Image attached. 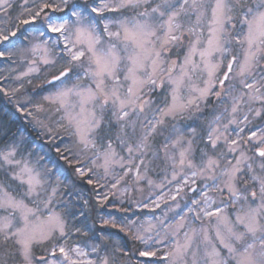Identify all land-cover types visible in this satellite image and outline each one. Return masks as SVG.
<instances>
[{"label": "snow or ice", "instance_id": "1", "mask_svg": "<svg viewBox=\"0 0 264 264\" xmlns=\"http://www.w3.org/2000/svg\"><path fill=\"white\" fill-rule=\"evenodd\" d=\"M12 8L0 0V60L27 67L0 93L32 88L40 100L24 104L33 111H17L72 172L53 181L22 140L0 148V264H264V0H22L14 16ZM71 176L94 196L80 201L86 232L69 227L71 197L80 200ZM142 184L175 189L150 191L147 203L128 197L137 209L154 213L185 189L195 198L171 221L167 212L133 219L120 197L143 194ZM61 195L63 211H54ZM93 213L98 228L86 223ZM82 232L88 242L68 244Z\"/></svg>", "mask_w": 264, "mask_h": 264}, {"label": "trees", "instance_id": "2", "mask_svg": "<svg viewBox=\"0 0 264 264\" xmlns=\"http://www.w3.org/2000/svg\"><path fill=\"white\" fill-rule=\"evenodd\" d=\"M12 2L13 8L9 9V12L14 16L20 10L19 5L22 3V0H12ZM26 67V63H20L19 61H17L16 64H11L8 61L0 60V77H4V79H0V84H2L5 88H9V86L17 87L19 82L15 81L14 77L17 73L26 71ZM12 69H15V71H12ZM39 83V80H33L34 85ZM28 95H32V102L40 100L38 95H33L32 88L27 85L25 90H21V92L16 93L15 95L9 93V95L5 96L3 93H0V148L6 147L13 141L20 142L22 140V147L27 148L28 151L32 153V159L34 161H39L41 165L49 170V173L52 175L54 181L59 172L66 171L70 174L72 169L65 161L60 159L54 148L50 147L47 137L42 134V129L35 125L32 118L28 117L26 113L17 111V104L25 107L26 111H33L32 103H28L27 105L24 104ZM210 106L211 105H209V107ZM205 113L209 114L208 112ZM40 118L43 119L44 115L42 114ZM180 123H183L184 125L187 121H181ZM258 123L260 122L258 121ZM64 138L66 142L69 139L67 135H65ZM117 150L120 151V149ZM121 154H123V152ZM152 176L163 179V172L157 169L156 172L152 173ZM61 179H63V177H61ZM71 180L75 181L76 186L74 191L80 195V200H77L75 195L71 197L73 203L77 205V215L74 219L69 218V227L71 228L75 225L76 227L84 229V232H86L85 218L79 215V211H85L87 213V209L80 208V201L83 199H89L91 202L94 200V196L90 187L84 181L77 180L75 176H71ZM62 199L66 200L68 197L61 195L54 199L52 205L54 211H63L62 206L58 203V201ZM117 205L119 206L118 203ZM123 207H127L126 204H123ZM100 211L102 212L103 210ZM113 213H115V211H113ZM97 216L98 213L88 214L86 223L91 225L93 220L96 219V226L98 228L99 222ZM105 231L113 233L114 239H121L122 242L128 244L126 238H123V235L119 233L118 230L106 228ZM90 236L91 233L86 235L82 232L80 234L73 233L70 238L74 243H86L90 239ZM50 246V244H45L37 247L34 249V254L39 257L44 254L43 250ZM128 246L131 245L128 244ZM137 247H139V245H137ZM9 264H20L19 257L9 260Z\"/></svg>", "mask_w": 264, "mask_h": 264}, {"label": "rangeland", "instance_id": "3", "mask_svg": "<svg viewBox=\"0 0 264 264\" xmlns=\"http://www.w3.org/2000/svg\"><path fill=\"white\" fill-rule=\"evenodd\" d=\"M214 106H215V103H212V105L210 107H209V103H208V106L205 109V112H210L211 113L212 108ZM207 109H209L210 111L207 110ZM187 123H192V122L191 121H187ZM182 125H183V123H182ZM122 155L126 156V153L123 152ZM116 171L119 172L120 169L117 168ZM150 175H151L152 179H154L157 183L160 182V180H161L160 177H153L152 173H150ZM200 185H201V182L197 181V185H195L194 187H199ZM129 186H130V184H129ZM141 186L144 187L143 194L138 193L135 190H130L124 196L120 197V199L124 200V204H126V206H127L126 208H132V211L127 213V215L129 217L133 218V219H135L137 216L140 217L141 219H145V218H147L149 216H156V217L163 218V214L165 212H167L168 219H169V221H171L174 218H178L177 214H182L183 213L185 205H186V203L189 202L190 198H195V194H193L191 192H188L187 189H185V192H187V196H184L183 198L177 197L176 201L168 200V204L167 205L162 204L161 207L159 209H156L155 212L153 213L149 209H137V208H135L134 205L131 204V202L128 199V197H131L132 200H140V201H144V202L147 203V202H149V200L146 199V198L148 197V194H149L150 191L155 193L156 195H159L161 191L168 192L169 189H172L174 191L175 185L174 184L167 185V187L164 188L163 190H161V189H149L146 186H144L143 184ZM117 203H118V201H117ZM176 204H179L180 207L179 208H175ZM169 207H172L174 209V211H168ZM113 215H115L117 217V219H119L121 216L124 215V213L115 211V213H113ZM188 223L191 224L192 226L197 227V228L200 226V222L199 221H194L193 214H191V213L188 214ZM107 229H112V228H107ZM113 230H116V229H113ZM68 244L74 246L76 244L84 245L85 243L84 242L83 243H74L71 240V238H70L68 240ZM157 247L162 249L161 252L158 253V256H163L164 253L167 251V249L165 247H163V246H160V245H158Z\"/></svg>", "mask_w": 264, "mask_h": 264}, {"label": "flooded vegetation", "instance_id": "4", "mask_svg": "<svg viewBox=\"0 0 264 264\" xmlns=\"http://www.w3.org/2000/svg\"><path fill=\"white\" fill-rule=\"evenodd\" d=\"M212 103H215L214 98H210V100H209V105H212ZM208 113L210 114V112H208Z\"/></svg>", "mask_w": 264, "mask_h": 264}]
</instances>
